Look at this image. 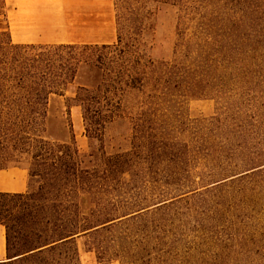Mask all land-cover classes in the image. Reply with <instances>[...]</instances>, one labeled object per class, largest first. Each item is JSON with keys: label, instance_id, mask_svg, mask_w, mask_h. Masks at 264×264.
Segmentation results:
<instances>
[{"label": "rangeland", "instance_id": "obj_1", "mask_svg": "<svg viewBox=\"0 0 264 264\" xmlns=\"http://www.w3.org/2000/svg\"><path fill=\"white\" fill-rule=\"evenodd\" d=\"M163 1L145 7L141 53L154 65L141 92L123 95L121 117L89 139L80 109L52 96L44 136L73 138L92 165L125 156L123 174L107 176L147 206L141 230L164 264H264V0ZM78 247L81 264H100Z\"/></svg>", "mask_w": 264, "mask_h": 264}, {"label": "trees", "instance_id": "obj_2", "mask_svg": "<svg viewBox=\"0 0 264 264\" xmlns=\"http://www.w3.org/2000/svg\"><path fill=\"white\" fill-rule=\"evenodd\" d=\"M192 1L175 0L186 10ZM163 2L114 0L115 44L31 45L13 44L0 0V170L22 167L29 179L25 194L0 192V264H81L79 243L100 264H164L154 236L141 230L147 206L123 191L131 182L107 176L123 174L125 156L101 154L92 165L73 138L44 136L52 96L64 97L67 113L80 109L89 139L121 117L123 95L141 92L154 65L141 53L145 7Z\"/></svg>", "mask_w": 264, "mask_h": 264}, {"label": "crops", "instance_id": "obj_3", "mask_svg": "<svg viewBox=\"0 0 264 264\" xmlns=\"http://www.w3.org/2000/svg\"><path fill=\"white\" fill-rule=\"evenodd\" d=\"M13 44L110 45L104 40V4L109 0H4ZM110 21V17H109ZM28 172L0 170L1 194H25ZM5 230L0 226V260H5Z\"/></svg>", "mask_w": 264, "mask_h": 264}]
</instances>
